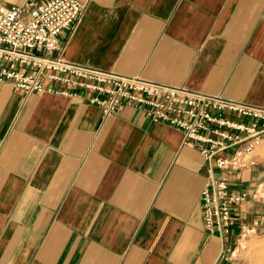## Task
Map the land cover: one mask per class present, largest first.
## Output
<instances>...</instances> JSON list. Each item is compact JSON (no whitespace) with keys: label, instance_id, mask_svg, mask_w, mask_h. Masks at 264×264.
Wrapping results in <instances>:
<instances>
[{"label":"crops","instance_id":"obj_1","mask_svg":"<svg viewBox=\"0 0 264 264\" xmlns=\"http://www.w3.org/2000/svg\"><path fill=\"white\" fill-rule=\"evenodd\" d=\"M79 1L54 57L264 106V0ZM68 91L0 81V264H228L235 234L206 230L207 161L183 132ZM256 158L227 175L252 194L234 219L261 231Z\"/></svg>","mask_w":264,"mask_h":264},{"label":"built area","instance_id":"obj_2","mask_svg":"<svg viewBox=\"0 0 264 264\" xmlns=\"http://www.w3.org/2000/svg\"><path fill=\"white\" fill-rule=\"evenodd\" d=\"M83 13L79 0H47L28 10L13 5L1 11L0 81H11L24 95L70 94L69 86L79 87L92 93L90 103L105 117L133 106L153 122L177 128L207 161L201 193L206 230L222 237L235 234L237 245L257 233V222L234 219L252 194L234 191L227 173L258 164L255 151L264 140V106L54 57L61 33L72 29Z\"/></svg>","mask_w":264,"mask_h":264},{"label":"rangeland","instance_id":"obj_3","mask_svg":"<svg viewBox=\"0 0 264 264\" xmlns=\"http://www.w3.org/2000/svg\"><path fill=\"white\" fill-rule=\"evenodd\" d=\"M255 153L258 155L260 167L264 170V140L257 146ZM259 194L264 198V176ZM227 256L228 264H264V227L261 231L241 239Z\"/></svg>","mask_w":264,"mask_h":264}]
</instances>
